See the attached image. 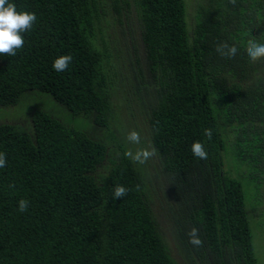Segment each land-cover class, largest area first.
<instances>
[{
  "label": "trees",
  "instance_id": "obj_1",
  "mask_svg": "<svg viewBox=\"0 0 264 264\" xmlns=\"http://www.w3.org/2000/svg\"><path fill=\"white\" fill-rule=\"evenodd\" d=\"M10 2L37 20L17 55H0V109L38 91L85 116L93 130L41 110L22 124L0 125V264H177L128 148L112 133L96 138L113 114V55L104 38L95 39L101 1ZM124 3L141 22L134 84L145 93L151 141L175 201L176 237L190 264H256L241 185L222 169L220 154L228 149L235 163L254 167L252 177L264 172V59L253 63L245 52L249 40L264 43V0H197L191 18L185 0ZM112 7L120 14L117 0ZM222 41L237 46L235 58L215 51ZM65 54L72 62L55 71L54 59ZM195 141L206 160L192 154ZM116 186L127 195L113 199ZM21 199L29 202L24 212ZM193 227L199 247L189 243Z\"/></svg>",
  "mask_w": 264,
  "mask_h": 264
},
{
  "label": "rangeland",
  "instance_id": "obj_2",
  "mask_svg": "<svg viewBox=\"0 0 264 264\" xmlns=\"http://www.w3.org/2000/svg\"><path fill=\"white\" fill-rule=\"evenodd\" d=\"M102 13L97 23L95 39L104 38L112 52L110 72L112 74V107L113 114L109 119L108 130H98L100 139L107 140V132L112 133L117 142L125 144L128 151L135 152L140 148H153L152 133L149 124V109L145 93L135 88L134 73L137 70L136 55L143 56V44L140 41V18L132 0H117L120 14L112 7L114 0H100ZM132 6H125L124 2ZM188 14L191 18L197 0H185ZM193 24V22H189ZM138 53V54H136ZM26 94V93H25ZM24 94V95H25ZM23 95V96H24ZM14 108L0 109V125H17L29 120L35 110L47 112L65 125L88 132L93 130L92 123L85 116H72L63 106L57 103L49 94L38 91L29 92ZM144 102H146L144 104ZM140 133L141 143L132 144L127 141L129 131ZM226 133H229L228 131ZM102 136H99V135ZM232 136L226 135L225 145L228 148ZM221 151L222 169L231 177L236 178L243 193L244 207L247 210V220L251 236V244L256 264H264V172L252 177L254 167L248 164L240 166L226 151ZM143 172V178L149 185L150 207L157 229L164 241L170 257L177 264H190L186 246L176 237L170 208L173 211L175 201L171 196L168 177L161 171V163L157 153L145 164L134 162ZM261 167V166H260ZM259 194V198L258 195ZM192 255V254H191Z\"/></svg>",
  "mask_w": 264,
  "mask_h": 264
},
{
  "label": "clouds",
  "instance_id": "obj_3",
  "mask_svg": "<svg viewBox=\"0 0 264 264\" xmlns=\"http://www.w3.org/2000/svg\"><path fill=\"white\" fill-rule=\"evenodd\" d=\"M235 4L236 0H230ZM37 20V16L34 12L29 11H17L16 5L10 0H0V55L15 56L17 51L24 47L23 33L32 29L34 23ZM215 51L224 58L233 59L236 57L239 49L234 44H229L226 41H222L215 45ZM245 52L249 60L253 63L264 59V43L249 40L245 47ZM72 62V56L69 54L60 55L56 57L52 63V68L57 72L66 71L69 64ZM204 135L210 140L212 137V130L210 128L204 129ZM126 139L132 144H140L141 136L136 130H131L127 133ZM191 152L194 157L198 159L206 160L208 153L204 145L195 141L191 145ZM156 155V149L153 147L140 148L135 152L128 151L125 156L132 161L145 164ZM6 165V154L0 152V168ZM139 186H137L138 189ZM129 189L124 186H116L113 191V199H120L127 195ZM19 211L24 212L28 208L29 202L25 199H21L19 202ZM199 230L195 227L189 229V243L194 247L202 245V240L198 235Z\"/></svg>",
  "mask_w": 264,
  "mask_h": 264
}]
</instances>
